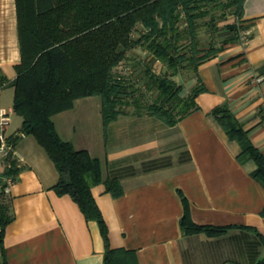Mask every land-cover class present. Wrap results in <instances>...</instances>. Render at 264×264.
I'll list each match as a JSON object with an SVG mask.
<instances>
[{"label":"crops","instance_id":"crops-1","mask_svg":"<svg viewBox=\"0 0 264 264\" xmlns=\"http://www.w3.org/2000/svg\"><path fill=\"white\" fill-rule=\"evenodd\" d=\"M241 19L246 41L227 43L188 79L174 76L182 96L196 85L206 88L196 97L199 107L175 125L126 111L105 130L99 96L53 116L63 139L100 159L104 180L121 181L119 197L104 183L92 192L110 247L134 250L140 264H255L264 257V186L252 175L256 163L239 159L240 144L212 113L227 103L264 154V0H244ZM20 61L16 0H0V79L14 80ZM13 103L14 87L0 84V110L10 113L6 135L21 156L14 183L6 191L3 176L0 186L10 218L0 264H104L99 223L53 188L59 171L36 137L22 133ZM4 169L0 159L1 175ZM183 196L195 223L232 228L216 236L186 234Z\"/></svg>","mask_w":264,"mask_h":264},{"label":"trees","instance_id":"trees-1","mask_svg":"<svg viewBox=\"0 0 264 264\" xmlns=\"http://www.w3.org/2000/svg\"><path fill=\"white\" fill-rule=\"evenodd\" d=\"M215 2L16 0L21 61L16 65L17 77L7 80L1 76L0 84L14 87L13 110L23 117L22 133L34 135L55 163L60 177L53 188L59 195H70L87 219L99 223L106 246L104 264H140L134 250L110 247L109 229L92 192L93 186L104 183L108 192L119 197L124 187L116 177L104 180L100 159L63 139L53 116L72 109L78 99L99 96L105 130L128 111L124 108L130 104L135 105L134 114L148 113L167 125H175L199 107L196 97L206 88L199 84L182 96L183 85L174 76L182 68L197 74L201 63L239 38L244 0H227L226 6L233 8L236 15V21L226 25L231 36L220 46H200L198 20L212 12L213 7H208ZM138 25L143 30L135 38ZM138 45L146 46L169 69L163 76L151 74L148 69L157 93L145 105V93L122 72L121 66L129 58L128 52ZM212 113L229 138L240 144L239 159L256 163L252 175L264 186L263 152L227 103L215 107ZM4 167L0 186L4 184L3 176H14L20 170L17 160L11 158L4 160ZM183 202L181 227L186 234L204 232L216 236L232 228L195 223L185 196ZM0 206L1 242L10 218L4 203ZM261 213L264 215V208ZM255 264H264V257Z\"/></svg>","mask_w":264,"mask_h":264},{"label":"rangeland","instance_id":"rangeland-1","mask_svg":"<svg viewBox=\"0 0 264 264\" xmlns=\"http://www.w3.org/2000/svg\"><path fill=\"white\" fill-rule=\"evenodd\" d=\"M226 2L227 0H216L215 4L208 7H213L212 12L205 17L199 18L198 38L201 47L208 48L213 45L220 46L225 39H228L231 36V34L227 33L226 25L234 22L236 15L233 8L226 6ZM213 16L214 20H212ZM142 30L143 27L138 25L133 33V36L138 38ZM128 55L129 58L121 64L122 72L126 73V75L132 79L131 82L139 88V91L145 93V97L142 102L145 105L152 101L157 93V88L153 83L151 74L163 76L166 73H169V69L165 63L155 59L146 46L138 45L130 50ZM181 73L185 78H187L190 73H193V70L182 68ZM185 87L187 88L186 83ZM7 91H11V88H8ZM124 109L131 112L136 110L134 104H130Z\"/></svg>","mask_w":264,"mask_h":264},{"label":"built area","instance_id":"built-area-1","mask_svg":"<svg viewBox=\"0 0 264 264\" xmlns=\"http://www.w3.org/2000/svg\"><path fill=\"white\" fill-rule=\"evenodd\" d=\"M236 19H234V22ZM249 31L239 29L238 36L244 42L247 39ZM10 122V113L5 108L0 110V159L6 160L7 158L16 159L17 162L21 160L20 153L17 149L16 143L6 135V127ZM15 181L14 176H5V190L9 189V186Z\"/></svg>","mask_w":264,"mask_h":264}]
</instances>
